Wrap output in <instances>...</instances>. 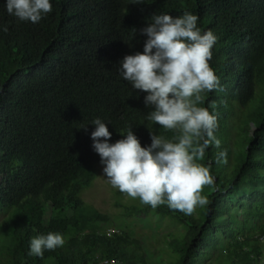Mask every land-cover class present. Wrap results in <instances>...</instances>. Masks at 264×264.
<instances>
[{
	"label": "trees",
	"instance_id": "obj_1",
	"mask_svg": "<svg viewBox=\"0 0 264 264\" xmlns=\"http://www.w3.org/2000/svg\"><path fill=\"white\" fill-rule=\"evenodd\" d=\"M50 2L52 11L32 23L9 15L0 0V264H44L45 255H29L30 241L49 232L65 239L54 264H150L139 239L81 192L101 164L91 138L95 119L107 124L109 143L129 129L142 147L151 145L150 131L177 135L148 119L147 93L123 79L119 64L143 52L141 30L152 16L186 12L217 37L209 63L220 86L204 93L200 106L217 116L220 146L210 145L198 161L214 177L203 190L206 206L192 215L166 205L155 210L184 226L171 245L175 264H263L264 0ZM225 149L227 163H218ZM236 207L240 224L227 216Z\"/></svg>",
	"mask_w": 264,
	"mask_h": 264
},
{
	"label": "clouds",
	"instance_id": "obj_2",
	"mask_svg": "<svg viewBox=\"0 0 264 264\" xmlns=\"http://www.w3.org/2000/svg\"><path fill=\"white\" fill-rule=\"evenodd\" d=\"M6 9L20 21L38 23L52 11V4L50 0H6ZM198 19L187 12L152 16L149 26L141 30L147 36L143 52L126 55L119 64L123 79L147 93L145 105L153 108L148 119L177 135L166 139L150 131L151 145L142 147L129 129L124 138L109 143L112 133L99 118L92 122L96 127L91 133L103 175L113 188L153 209L166 205L185 215L209 203L203 190L214 184V177L210 166L198 161L204 160L210 145L220 146L214 135L217 116L200 106L203 94L220 86L209 63L217 37L211 30L202 32ZM210 107L214 109L215 103ZM227 155L222 150L217 162L227 163ZM64 244L58 232L38 235L30 241L29 255L43 258L45 250Z\"/></svg>",
	"mask_w": 264,
	"mask_h": 264
},
{
	"label": "rangeland",
	"instance_id": "obj_3",
	"mask_svg": "<svg viewBox=\"0 0 264 264\" xmlns=\"http://www.w3.org/2000/svg\"><path fill=\"white\" fill-rule=\"evenodd\" d=\"M103 167L102 164L95 166L94 179L82 190V199L106 213L116 227L138 238L150 264H175L176 254L171 245L177 234L184 230L183 224L168 213L160 214L142 204L139 199L117 193L118 189L113 188L103 175ZM129 207H135L136 210L129 211ZM241 213V208L236 207L231 213L228 212L227 216H232V221L240 224L244 216ZM4 216L5 213L0 212V222L4 220ZM95 240L103 242L105 239L102 235H96ZM222 248L223 246H220L215 253ZM44 255V264H54L55 250H45ZM212 260L213 258H202L196 264H215ZM261 263L264 264V254Z\"/></svg>",
	"mask_w": 264,
	"mask_h": 264
},
{
	"label": "built area",
	"instance_id": "obj_4",
	"mask_svg": "<svg viewBox=\"0 0 264 264\" xmlns=\"http://www.w3.org/2000/svg\"><path fill=\"white\" fill-rule=\"evenodd\" d=\"M258 237L261 241H264V235H261ZM98 264H116V262L114 260L103 259V260H100Z\"/></svg>",
	"mask_w": 264,
	"mask_h": 264
}]
</instances>
